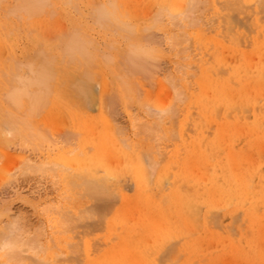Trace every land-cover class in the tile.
<instances>
[{
    "label": "rangeland",
    "instance_id": "374dc122",
    "mask_svg": "<svg viewBox=\"0 0 264 264\" xmlns=\"http://www.w3.org/2000/svg\"><path fill=\"white\" fill-rule=\"evenodd\" d=\"M260 1L0 0V264H249L210 186L264 162Z\"/></svg>",
    "mask_w": 264,
    "mask_h": 264
},
{
    "label": "bare ground",
    "instance_id": "6f19581e",
    "mask_svg": "<svg viewBox=\"0 0 264 264\" xmlns=\"http://www.w3.org/2000/svg\"><path fill=\"white\" fill-rule=\"evenodd\" d=\"M245 2H247V1H245ZM257 2H258V0H257ZM257 2H255V3H257ZM261 3H264V0L262 2L260 1L259 4H261ZM244 6L248 7V5H244ZM258 7L260 8V6H258ZM258 7L257 8L255 7L256 12L259 11ZM247 9L248 8L244 9L245 13H247L246 12ZM260 10H261V8H260ZM259 13L260 12H258V14ZM257 17H258V15H256V20H257ZM258 23L259 22H257V24ZM228 25H229V23H228ZM229 27H230V25H229ZM227 31H229V29H227ZM233 31L231 28L229 31L230 32L229 34H231L232 37L235 36V38H237L236 35H234ZM258 33H257V36H259ZM236 34L239 37L238 33H236ZM254 39H258V43L260 40H262L264 42V38L262 39V37H260V39H259V37L254 38ZM232 68H236V67H232ZM231 69H230V71H231ZM238 69H236V70H238ZM236 70L235 71L232 70L231 71L232 73L229 72V74L232 75L233 77L235 75L236 78H234V80H237V79L242 80L243 78H245L247 76V75L246 76H240ZM230 75H229V77H230ZM260 75L262 77H264V71H263V74H260ZM229 77L227 76V78H229ZM222 79L225 80L224 77ZM217 80H219V79H217ZM247 81H249V80L247 79ZM252 82H249V84L251 83L254 85L255 83H252ZM222 83L225 85L222 86L220 88V90L216 91L217 99H219L222 96V94H226V91L227 92L229 91L227 89L228 86L226 84V81L222 82ZM237 84H238V81H237ZM240 85H242V84H240ZM221 90H222V93H220ZM231 91L234 92L233 90H231ZM235 92L236 93H243V90L237 89V90H235ZM219 101H220L222 108H227L228 101H227L226 96H224ZM242 102L249 104L248 100H245L244 98H243ZM238 108H242V107L239 106ZM243 110H245V109H239L240 112H243ZM230 111H231V109L227 108L226 113L222 117L223 123L219 128L223 134L229 132V130L232 129L230 126L231 122L229 120ZM3 120H4V118H3ZM1 122L2 121H0V123ZM4 122H6V121L4 120ZM2 124H4V123L2 122ZM1 128H2V126L0 127V129ZM250 128L252 130L253 129L258 130L261 134H264V107H260V108H257L254 110L252 122L250 123ZM1 133H2V131H1ZM205 152H206V149H205ZM204 155H205V153H204ZM195 157H196V155H195ZM195 157H194V159H195ZM204 157H205L204 160L208 164H210V161H211L208 159V157H210L211 159L214 158L211 154H207ZM227 162L228 163H226L225 166L223 167L222 165H220L221 163L216 164L213 161L214 167L220 166V167H218V169L221 171L222 174H219V182L218 183L215 182L216 184L214 183L213 185H211L210 189L214 193H220V194L226 195L227 201H228L229 205L231 206V212H233L234 214H236L240 211L243 212L244 219L247 220L250 224V233L251 234L248 236H243L240 242H238V241L235 242L236 246H234V244H231V247H233L237 251L238 256L241 257V260L244 259L249 264H252V263L249 262L248 260H250L256 264L257 263L259 264L260 259L264 260V249L262 248L264 245V216H261L264 212V162L262 160H259V161H257L259 163H257V162L251 163L250 164L251 167H249L247 165L246 167H244L242 169L236 163H229L228 160H227ZM217 173H218V171H217ZM213 174H215V173H213ZM193 196L195 198V195H193ZM203 196L204 195H202V197ZM197 199H199V198L196 197L195 200H188L186 202L187 213L189 215V218L194 220V221H196L198 219L199 210H200L199 209V207H200L199 203H198V201H196ZM199 201H201V200H199ZM172 202L173 201H170L171 204H172ZM203 204H202V206H203ZM213 219H214V212L205 210L204 220L208 226H210ZM192 247H193V245L191 246V248L189 247L188 249L193 250ZM244 253H249L252 255V257L245 258V257H243ZM47 257H48L47 262L49 261L48 264H59L58 262L57 263L54 262L56 259V258L54 259L55 254L48 252ZM82 264H101V259L99 257H95L94 259H91L87 256L86 260Z\"/></svg>",
    "mask_w": 264,
    "mask_h": 264
}]
</instances>
